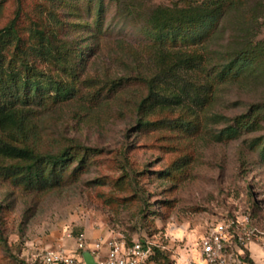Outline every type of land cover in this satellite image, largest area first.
Here are the masks:
<instances>
[{"label": "rangeland", "instance_id": "obj_1", "mask_svg": "<svg viewBox=\"0 0 264 264\" xmlns=\"http://www.w3.org/2000/svg\"><path fill=\"white\" fill-rule=\"evenodd\" d=\"M58 1L0 0V29L19 15V28L27 37L31 25L51 20L50 9L62 6ZM127 1L141 12L180 4V0ZM109 7L105 28L112 35L107 40H124L133 46L142 42L135 30L139 17L133 20L127 12L116 14V8ZM100 54L99 65L92 64V69L102 76L116 56L109 55L106 47ZM100 86L102 96L88 112L63 105L40 113L39 137L34 138L38 145L53 152L73 148L80 155L62 186L48 192L27 191L0 177V264H45L44 257L52 250L79 256L81 234L91 244L150 243L168 253L172 264H181L182 251L187 249L184 258L190 259L214 225L233 220L246 225V217L249 223L240 230L257 231L247 246L249 258L264 264V161L260 157L264 123L257 132L220 142L213 135L224 124L206 129L191 119L189 126H183L176 122L179 112L158 115L153 120L159 124L139 128L125 105L138 97L140 88L113 93L110 86ZM252 102L249 96L233 99L226 105V116L240 115ZM3 161L9 163L0 158ZM239 253L234 251L232 264H246ZM143 264L156 263L149 258Z\"/></svg>", "mask_w": 264, "mask_h": 264}, {"label": "trees", "instance_id": "obj_2", "mask_svg": "<svg viewBox=\"0 0 264 264\" xmlns=\"http://www.w3.org/2000/svg\"><path fill=\"white\" fill-rule=\"evenodd\" d=\"M58 2L62 6L50 9L51 20L31 25L27 37L19 15L0 29V158L9 162H0V177L14 186L37 192L62 186L80 155L73 148L53 152L38 145L40 113L63 105L88 112L102 96V83L113 93L140 88L136 99L118 107L129 109L139 128L159 124L153 120L158 115L179 112L176 122L183 126L191 119L206 129L224 124L213 135L219 142L262 129L264 39L258 36L264 0H180L148 12L127 0ZM110 5L116 14L139 17L137 46L107 40ZM104 47L116 57L100 76L92 64L99 65ZM242 96L253 102L227 117L226 105ZM260 157L264 161V145ZM149 258L172 264L161 247L152 246ZM240 258L255 264L247 248Z\"/></svg>", "mask_w": 264, "mask_h": 264}, {"label": "built area", "instance_id": "obj_3", "mask_svg": "<svg viewBox=\"0 0 264 264\" xmlns=\"http://www.w3.org/2000/svg\"><path fill=\"white\" fill-rule=\"evenodd\" d=\"M246 225L249 217L245 218ZM238 220L214 225L206 236L200 241L199 250L186 264H232L234 251L247 248L249 241L256 236L255 228H246ZM242 227V231L240 230ZM152 244L136 243L126 247L123 242L109 240L105 243L91 244L86 236L81 234L77 239V249L85 252L90 251L98 264H143L151 254ZM235 248V249H234ZM103 249L105 254L100 258ZM45 264H85L81 256H70L61 250L47 252L44 257Z\"/></svg>", "mask_w": 264, "mask_h": 264}, {"label": "water", "instance_id": "obj_4", "mask_svg": "<svg viewBox=\"0 0 264 264\" xmlns=\"http://www.w3.org/2000/svg\"><path fill=\"white\" fill-rule=\"evenodd\" d=\"M82 258L85 264H98L95 257L90 251L83 252Z\"/></svg>", "mask_w": 264, "mask_h": 264}, {"label": "crops", "instance_id": "obj_5", "mask_svg": "<svg viewBox=\"0 0 264 264\" xmlns=\"http://www.w3.org/2000/svg\"><path fill=\"white\" fill-rule=\"evenodd\" d=\"M186 252H189L187 249L185 251H182L181 253V264H185L186 259L184 258V254L186 255ZM184 253V254H183ZM187 256V255H186Z\"/></svg>", "mask_w": 264, "mask_h": 264}]
</instances>
